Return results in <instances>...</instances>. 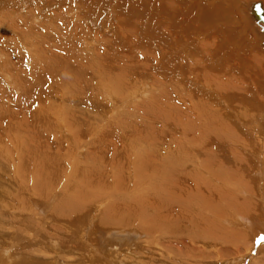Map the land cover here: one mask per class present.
<instances>
[{"label":"rangeland","instance_id":"obj_1","mask_svg":"<svg viewBox=\"0 0 264 264\" xmlns=\"http://www.w3.org/2000/svg\"><path fill=\"white\" fill-rule=\"evenodd\" d=\"M151 1L0 0V264H264L262 35Z\"/></svg>","mask_w":264,"mask_h":264},{"label":"bare ground","instance_id":"obj_2","mask_svg":"<svg viewBox=\"0 0 264 264\" xmlns=\"http://www.w3.org/2000/svg\"><path fill=\"white\" fill-rule=\"evenodd\" d=\"M154 1V2H153ZM175 1H178V2H186L185 0H175ZM213 1V0H212ZM153 2V3H152ZM161 2H162V0H152L151 1V3L154 5H157L156 7H155V9L158 11V8L160 7V5H161ZM256 2H259L260 4H261V6H263L264 7V2L262 1V0H253V2L251 3V0H241V1H239L238 2V0L236 1V3H235V5H234V7H233V10H234V8H236V13H234L235 14V17H237L238 18V21H239V23L241 24V25H243L244 26V28L247 30V36H249V37H247V38H251V40L253 41V44H254V46H256L255 45V40L256 39H254V37H253V35L252 34H255V33H253V30L251 29V28H249V27H247V26H249V25H247V26H245L244 25V17L247 19V17L249 16L250 18H251V21L253 22V24H255L254 26L257 28V30H258V32H260L261 33V35H262V39H263V33L259 30L260 28H259V26H258V23L256 22V19L254 18V15L253 14H251V9H252V6H253V3H256ZM225 3V0H217L214 4H212V5H207L206 7H205V10H202V9H196L197 10V14H194V15H192V16H195V18H196V21L195 22H197V21H199V23L201 22V23H205V20L206 19H208V18H210V20L214 23L213 25L211 24V22L209 21H207L208 23L206 24V25H204L207 29H210V31L211 30H213V31H211L210 32V34H214V35H216L215 36V44H222L224 41H225V39H226V35L228 36V38H229V42H230V46L231 47H234V46H236L237 45V43H238V41L240 40L241 42H242V44L243 45H245V46H242L241 47V50H242V52L241 53H237L236 54V57L234 58V59H231V60H235V59H241L240 57H243L244 55H247V53H248V57H251V55L252 54H254L255 53V51H256V49L255 48H253V46H252V44L246 39V37H245V35H244V33H240L239 34V28L234 24V22H232L231 21V19H230V17H229V12L225 9V8H223L222 7V5ZM245 4H250L249 6H247L246 7V5ZM162 6V5H161ZM180 6L182 7V5L180 4ZM150 8H151V6H149ZM180 11V10H179ZM237 11H238V13H237ZM244 11H246L247 12V14H245L244 13ZM182 12H184L183 11V9H182ZM234 12V11H233ZM239 13H242L243 14V16L241 17L240 16V14ZM244 14L247 16H244ZM191 16V17H192ZM190 17V18H191ZM193 20V19H192ZM216 20V21H215ZM247 21H250V20H247ZM179 23V22H178ZM246 24V23H245ZM203 26V25H202ZM251 26V25H250ZM253 26V25H252ZM251 26V27H252ZM201 26L199 25V27L198 28H200ZM176 28H178V26L176 27ZM179 28H180V26H179ZM178 28V29H179ZM203 28V27H202ZM205 28V29H206ZM201 29V28H200ZM201 30H203V31H205L204 29H201ZM202 31V32H203ZM255 31V30H254ZM214 32V33H213ZM256 32V31H255ZM205 33H207L206 31H205ZM206 35V34H205ZM213 36V35H212ZM261 37V36H260ZM261 39V40H262ZM257 40H259V39H257ZM260 40V41H261ZM258 42V41H257ZM259 45H260V42H259ZM257 46H258V44H257ZM260 47L261 48H263L261 45H260ZM264 54V53H263ZM262 54V55H263ZM257 56V55H256ZM255 56V57H256ZM258 58V57H257ZM261 58V57H260ZM216 59V58H215ZM215 59H213V58H211L210 59V62H212V61H216ZM229 59V58H228ZM242 59H244V57L242 58ZM241 59V60H242ZM247 59H250V58H247ZM246 59V60H247ZM256 59V58H255ZM263 60H264V56H263V58H262ZM245 60V59H244ZM253 59H250L249 60V62L250 61H252ZM255 61V60H254ZM244 62V61H243ZM246 62V61H245ZM248 62V63H249ZM256 62L257 61H255V64H256ZM259 62H260V60H259ZM263 62V61H262ZM213 63V62H212ZM235 63V62H234ZM259 65H260V63H258ZM258 64H256V65H258ZM262 65H263V63H261ZM214 65V64H213ZM233 66V65H232ZM249 66V65H248ZM247 66V67H248ZM255 67V66H254ZM239 68V67H238ZM263 68V67H262ZM220 69V68H219ZM249 69H251V68H249ZM258 69V68H257ZM242 70H244V69H242ZM262 70V69H261ZM260 70V71H261ZM239 71H241V70H239V69H236V72H239ZM253 71V70H252ZM256 71V70H255ZM259 72V71H258ZM243 74V73H242ZM247 74H248V72H247ZM260 74V73H259ZM217 75H219V73L217 74ZM249 75V74H248ZM251 75V74H250ZM258 75V74H257ZM248 77V76H247ZM260 77H262V76H260ZM254 78V77H253ZM257 77H255L254 79H256ZM257 81H259L258 80V78H257ZM256 83V82H255ZM257 83H259V82H257ZM222 86V85H221ZM33 113V112H32ZM35 114V113H34ZM37 115V114H36ZM193 115V114H192ZM200 115V114H199ZM32 117V116H31ZM33 118V117H32ZM206 119V118H205ZM207 121V120H206ZM210 122H211V120H209ZM213 122V121H212ZM199 123V122H198ZM197 123V124H198ZM205 123V122H204ZM214 124V123H213ZM211 125V124H210ZM7 126V125H6ZM5 126V127H6ZM204 127H205V125H204ZM10 128V127H9ZM18 128V127H17ZM208 128V127H207ZM7 129V128H6ZM7 130H9V129H7ZM12 130V129H11ZM13 131V130H12ZM5 132H7V131H5ZM4 132V133H5ZM8 138V137H7ZM0 143H2V142H0ZM20 150V149H19ZM8 153V152H7ZM7 157V156H6ZM13 158V157H12ZM1 159V158H0ZM175 161V160H174ZM18 163V162H17ZM21 163H19V165H20ZM21 166H22V164H21ZM24 166V165H23ZM164 166V165H163ZM165 168H167V166H164ZM19 168H20V166H19ZM27 168H28V166H27ZM18 169V168H17ZM119 170V169H118ZM17 172H18V170H16ZM23 172V171H22ZM168 173V171H164L161 175H159V177L161 176V177H163V175H164V173ZM29 173V171H27V174ZM26 174V173H25ZM30 174V173H29ZM28 174V175H29ZM166 175V174H165ZM13 176V175H12ZM15 176V175H14ZM13 176V177H14ZM22 177H24V176H22ZM28 178H29V176H28ZM33 178V177H32ZM10 179V178H9ZM27 179V178H26ZM25 179V180H26ZM174 186V185H173ZM116 194V193H115ZM2 254H4L3 252H2ZM5 255V254H4ZM9 258V257H8ZM2 259V258H1ZM7 260V259H6ZM10 260V259H9Z\"/></svg>","mask_w":264,"mask_h":264},{"label":"water","instance_id":"obj_3","mask_svg":"<svg viewBox=\"0 0 264 264\" xmlns=\"http://www.w3.org/2000/svg\"><path fill=\"white\" fill-rule=\"evenodd\" d=\"M251 14L254 15L256 22L258 23L259 30L263 33V39L260 41V45L264 49V7L259 2L253 3Z\"/></svg>","mask_w":264,"mask_h":264}]
</instances>
